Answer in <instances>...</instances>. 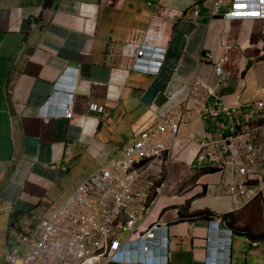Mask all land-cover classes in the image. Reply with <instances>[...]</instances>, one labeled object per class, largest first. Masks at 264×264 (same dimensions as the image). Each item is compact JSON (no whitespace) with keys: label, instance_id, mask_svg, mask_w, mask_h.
Listing matches in <instances>:
<instances>
[{"label":"crops","instance_id":"crops-1","mask_svg":"<svg viewBox=\"0 0 264 264\" xmlns=\"http://www.w3.org/2000/svg\"><path fill=\"white\" fill-rule=\"evenodd\" d=\"M210 9L209 0H0V253L29 252L12 235V215L50 217L88 177L122 159L139 131L167 114L177 118L194 77L228 107L264 103V21L213 17ZM145 42L165 52L155 77L132 71L133 48ZM219 59L226 61L221 84ZM74 71L72 117L64 120L55 114L65 91L54 87L62 76L61 86L70 85ZM92 104L104 107L102 116L89 112ZM47 105L50 116H43ZM195 108L174 142L166 195L146 226L167 224L170 264H206L216 254L220 264H264L263 201L245 205L226 194L239 181L238 165L197 161L201 143L228 136V123L203 122ZM256 116L251 140L260 146L264 110ZM203 212L234 216L240 231L231 248L220 249L224 236L214 220L197 217Z\"/></svg>","mask_w":264,"mask_h":264},{"label":"built area","instance_id":"built-area-1","mask_svg":"<svg viewBox=\"0 0 264 264\" xmlns=\"http://www.w3.org/2000/svg\"><path fill=\"white\" fill-rule=\"evenodd\" d=\"M209 1L213 17L264 21V0ZM133 50L132 71L157 76L163 67L165 52L146 42ZM208 60L213 62L214 59L208 56ZM225 62L219 59L214 63L219 84L226 80ZM74 72L70 85L61 86L62 76L54 87L65 91L61 109L55 114L64 120L72 117L77 79V71ZM48 105L43 107V116H50L47 115ZM195 106L201 108L203 122L228 123V136L201 143L197 161L211 164L214 169L238 165L239 181L228 185L226 194L241 199L245 205L257 199L264 204V143L257 146L251 140L256 115L264 110V103L228 107L216 89L194 77L177 118L167 114L154 126L139 131L126 145L122 159L103 165L88 177L50 217L45 219L44 212H32L18 218L11 228L12 235L19 244L27 246L29 252L23 256L9 250L6 254L0 253V261L6 264H170L167 224L161 220L149 226L146 223L166 195L174 161L173 145L180 129L195 115ZM88 110L99 116L104 113V107L96 104L90 105ZM167 134L173 136V143L164 139ZM235 146L244 150V154L234 152ZM211 224L216 232L220 228L224 236L222 250L226 249L227 242L231 248L233 231L227 223L216 218ZM246 242L260 247L249 239ZM206 264H217V261L211 256Z\"/></svg>","mask_w":264,"mask_h":264},{"label":"trees","instance_id":"trees-1","mask_svg":"<svg viewBox=\"0 0 264 264\" xmlns=\"http://www.w3.org/2000/svg\"><path fill=\"white\" fill-rule=\"evenodd\" d=\"M189 209L186 208L184 209V211L182 213H184L185 211H188ZM204 217L206 216V218H210L211 220H215L216 218H222L224 221H226V223L228 224V227L231 228L233 230V232H239L240 228L238 229L235 224H236V220L234 219V216L233 215H227V216H224V217H219L217 215H213L209 212H203V213H200L198 214L197 217ZM19 218V215L18 214H14L11 216V224H10V228H13L16 224V221L18 220Z\"/></svg>","mask_w":264,"mask_h":264},{"label":"clouds","instance_id":"clouds-1","mask_svg":"<svg viewBox=\"0 0 264 264\" xmlns=\"http://www.w3.org/2000/svg\"><path fill=\"white\" fill-rule=\"evenodd\" d=\"M217 232H220V228L217 230ZM219 249V248H218ZM220 249H222V244H221V246H220ZM219 252V251H218ZM214 259L217 261V264H220L218 261H219V257L220 256H217V254L216 255H214Z\"/></svg>","mask_w":264,"mask_h":264},{"label":"rangeland","instance_id":"rangeland-1","mask_svg":"<svg viewBox=\"0 0 264 264\" xmlns=\"http://www.w3.org/2000/svg\"><path fill=\"white\" fill-rule=\"evenodd\" d=\"M126 148V147H125ZM125 150V149H124ZM23 256H26L27 253H21Z\"/></svg>","mask_w":264,"mask_h":264},{"label":"snow or ice","instance_id":"snow-or-ice-1","mask_svg":"<svg viewBox=\"0 0 264 264\" xmlns=\"http://www.w3.org/2000/svg\"><path fill=\"white\" fill-rule=\"evenodd\" d=\"M238 8L243 7V5H237Z\"/></svg>","mask_w":264,"mask_h":264},{"label":"water","instance_id":"water-1","mask_svg":"<svg viewBox=\"0 0 264 264\" xmlns=\"http://www.w3.org/2000/svg\"><path fill=\"white\" fill-rule=\"evenodd\" d=\"M219 18H224L223 16H220Z\"/></svg>","mask_w":264,"mask_h":264}]
</instances>
